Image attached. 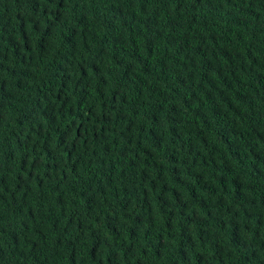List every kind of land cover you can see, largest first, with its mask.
Masks as SVG:
<instances>
[{
    "label": "trees",
    "instance_id": "trees-1",
    "mask_svg": "<svg viewBox=\"0 0 264 264\" xmlns=\"http://www.w3.org/2000/svg\"><path fill=\"white\" fill-rule=\"evenodd\" d=\"M0 264H264V0H0Z\"/></svg>",
    "mask_w": 264,
    "mask_h": 264
}]
</instances>
